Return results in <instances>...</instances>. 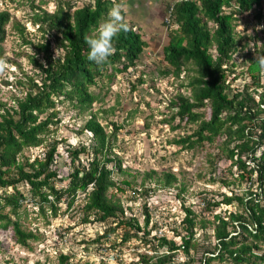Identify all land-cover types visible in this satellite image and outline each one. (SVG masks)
<instances>
[{
	"label": "trees",
	"instance_id": "1",
	"mask_svg": "<svg viewBox=\"0 0 264 264\" xmlns=\"http://www.w3.org/2000/svg\"><path fill=\"white\" fill-rule=\"evenodd\" d=\"M115 3L123 1L91 0L83 6L72 0L60 1L53 12L36 11L32 20L41 33L38 42L25 37V25L16 26L25 43L33 46L34 51L27 56L35 71L24 73L28 82L24 84H28V88L24 95L14 97L15 105L0 103L3 109L0 113V228L12 226L17 242L28 245V239L35 238L34 233L24 230L13 216H19L30 197L42 212L49 207L57 213L64 198H68L70 207L76 197L83 194L84 221H117V225L107 229L108 236L122 228L124 241L138 237L157 252L167 246V253H157L152 264H169L181 248L190 257L185 264H212L213 261L264 264V251L259 253L264 245V75L254 62L255 55H264V43L258 49L254 44L253 49L250 40L256 37H246L236 30L242 14L254 7L260 8L262 0H168L164 3L169 15L164 23L171 29L169 42L163 47L169 66L161 72L175 79L186 77L188 83L180 86L191 92L185 95L179 91L170 99L175 111L166 122L174 130L187 123H197L193 133L175 139L182 148H193L205 142L216 144L218 158L227 159L229 173L234 174L232 178L222 179L224 186H237L242 190L231 188V193H223L220 200L208 199L207 209L235 205V210L215 213L213 219L208 220L198 219L196 211L186 207L182 220L186 233L182 235L176 230L181 244L164 235L150 237V231L146 230L151 221L149 210H145L142 226L137 216L126 213L121 199L110 194L113 189L123 190L114 173H124V170L121 159L113 151L115 133L106 132L94 112L80 130L90 131L92 142L71 145L67 149L71 158L70 173L66 177L61 175L56 166L59 142L47 141L59 113L58 104L68 100L79 112L89 111L99 98L91 88L104 78L112 80L115 73L135 67L148 47L135 23L125 19L129 29L113 38L115 51L108 61L97 66L88 60L84 37L95 33ZM225 8L232 9L227 12ZM254 17L258 23L263 19L261 11L255 12ZM10 18L8 10H0V52ZM243 49H247L244 58L249 63L244 74L250 76L251 84L246 82L243 88L236 89L229 77L238 65L236 54ZM18 83L23 84V81ZM135 87L133 84L132 88ZM206 110L210 111L208 118L204 114ZM114 127L118 128L116 123ZM45 143L44 154L33 159L24 155L26 148ZM84 154L88 155L86 163L81 162ZM233 168L236 171L232 173ZM155 175L156 171L144 175L141 187L133 190L134 199L137 194L147 192L148 178ZM163 176L165 188L173 186L177 180L172 173ZM66 180L68 183L57 186ZM22 184L30 186V196L19 189ZM211 226L215 243L207 240L209 236L205 237V242L196 239L199 229ZM191 249L202 252L199 260L191 256ZM69 257L62 254L60 264H71ZM140 258L145 264L151 260L147 254Z\"/></svg>",
	"mask_w": 264,
	"mask_h": 264
},
{
	"label": "rangeland",
	"instance_id": "2",
	"mask_svg": "<svg viewBox=\"0 0 264 264\" xmlns=\"http://www.w3.org/2000/svg\"><path fill=\"white\" fill-rule=\"evenodd\" d=\"M60 1L71 0H0V10H8L11 14L6 25L5 40L1 43L0 59L6 62L7 68L0 75V103L15 105L14 97L24 95L28 88V84H24L28 83L24 73L32 74L35 71L27 56L34 51L33 46L25 43L16 26L25 25V37L38 42L41 33L38 25L33 23V15L41 9L53 12ZM72 1L83 6L91 0ZM122 1L125 19L135 23L148 47L135 67L126 72L115 73L112 80L104 78L91 88L99 98L89 111L79 112L68 100L59 103V113L55 118L56 122L51 125L47 141L56 139L59 142L60 155L56 166L63 177L68 176L71 158L67 149L71 145L92 142L93 134L80 130L90 113H96L106 132L115 133L113 151L121 159L124 170V173H114L123 190L113 189L110 194L119 197L126 213L137 216L142 226L145 210H149L151 221L146 230L150 231V237L164 235L181 244L182 239L176 236V230L182 235L186 233L182 221L186 207L195 210L198 219L212 220L213 214L235 210V205L207 209L208 199L220 200L223 193H231V188L236 191H241L242 188L224 186L222 179L232 178L234 174L229 173L230 162L225 158H218L216 144L205 142L193 148H182L181 144L176 143L175 139L193 133L198 127L197 123H187L174 130L166 122L175 111L170 106V99L179 91L185 95L191 94L188 88L180 86L181 83H188L186 77L175 79L161 72L165 66H169L163 55V47L169 42L171 29L164 23L169 19L164 4L168 0ZM259 7L242 14L236 26L241 35L256 37L255 40H250V47L253 49L256 47L254 44L258 49L264 43V0ZM225 9L229 12L232 8ZM257 11H261L263 15L260 23L254 17ZM246 53L247 49H243L236 54L238 65L229 77L232 87L236 89L243 88L246 82L251 84L250 76L244 74L249 64L244 58ZM39 59H42L41 55ZM140 78L141 81L138 80ZM18 81H23V84ZM133 84H136L135 89L132 88ZM2 111L0 104V113ZM204 114L208 118L210 111L206 110ZM114 123L117 124V129ZM45 145L46 143L26 148L24 155L31 159L42 155L46 150ZM87 158L88 155H82L81 162L86 163ZM151 171H156L157 175L148 178L150 188L141 196L137 194L134 199L133 190L141 187L144 175ZM235 171L236 168H233L231 172ZM164 173H172L177 177L173 186L163 187ZM67 181L58 183L57 186L68 183ZM19 189L30 196L28 184L20 185ZM9 191L13 189L9 188ZM83 196H77L70 207L67 204L68 198H64L58 205L60 208L57 213L49 207L42 212L30 197L19 216L15 215L13 219H18L24 230L32 231L35 238L28 239V245L21 244L17 242L12 226L0 228V264H60L62 254L70 256L71 264H145L140 257L147 254L151 257L149 264H152L156 261L157 253H167V246L159 248L157 252L138 237L124 241L122 228L108 236L106 231L117 225L116 220L84 221ZM206 236L210 238L207 240L215 243L212 226L199 229L196 239L205 242ZM153 243L157 244V241ZM262 247L263 250L259 253L264 251V245ZM190 253L196 260L202 256L201 251L196 253L191 249ZM189 258L181 248L176 251L169 264H185ZM212 264L220 263L213 261Z\"/></svg>",
	"mask_w": 264,
	"mask_h": 264
},
{
	"label": "clouds",
	"instance_id": "3",
	"mask_svg": "<svg viewBox=\"0 0 264 264\" xmlns=\"http://www.w3.org/2000/svg\"><path fill=\"white\" fill-rule=\"evenodd\" d=\"M124 4L115 3L108 10L107 18L99 23L94 34L86 35L84 41L88 47L87 58L97 66H103L114 53L113 38L121 31H128L129 25L123 15ZM254 62L261 75H264V55L254 56ZM7 65L0 59V75L6 71Z\"/></svg>",
	"mask_w": 264,
	"mask_h": 264
}]
</instances>
